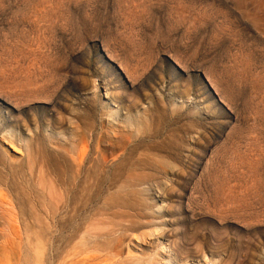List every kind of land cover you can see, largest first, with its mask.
I'll list each match as a JSON object with an SVG mask.
<instances>
[{
    "label": "rangeland",
    "instance_id": "obj_1",
    "mask_svg": "<svg viewBox=\"0 0 264 264\" xmlns=\"http://www.w3.org/2000/svg\"><path fill=\"white\" fill-rule=\"evenodd\" d=\"M75 126L129 134L80 214L123 264H264V0H0V264L31 226L61 254Z\"/></svg>",
    "mask_w": 264,
    "mask_h": 264
},
{
    "label": "bare ground",
    "instance_id": "obj_2",
    "mask_svg": "<svg viewBox=\"0 0 264 264\" xmlns=\"http://www.w3.org/2000/svg\"><path fill=\"white\" fill-rule=\"evenodd\" d=\"M124 115H125L126 119L127 118L129 119L131 117V114L130 113H127V112L124 113ZM71 132L73 133V137H72V141L74 142L73 144H75V145L85 144V146H84L83 150L80 151V153H76L74 155H70L69 156V159H67V156L63 158L64 169H65V167H67L68 169H67V173L65 172V174H64L65 176L62 178V180H63L64 184L66 185V187H68V192H67V194L65 196L66 191H63V193L65 192L64 194L59 191L60 195L63 194V196H65V197L62 198L61 197L62 195L61 196L58 195L61 200H59V198H58L57 199V202L56 203L54 202L55 204L60 203V206H59L60 207L59 208V211L60 212L59 213L62 214L63 211L66 210L65 216L67 215L69 217L67 219L68 222H66L65 224H60L59 225V228H58V232L61 231L63 233V231L66 230L67 236L65 237L66 238L65 246H64L61 254L58 255L57 251L54 250L51 247V245H50V239L48 237L49 235L47 234L50 229L48 228V231L46 233V236L48 235L47 236L48 238H46V236L37 234L36 233V230L37 229L35 230L34 226L33 227L31 226V228L29 230V247H30V251H29V253H30V255H29V264H123L122 263L123 262L122 261V257L119 254V252H117L115 250L116 248L115 249L114 248H109L107 246L108 243L107 242L105 243V241H107V239H108V235H111L112 233L109 234L108 233L109 230H107L108 231L107 232L108 234L101 235L102 232H106V228L104 230L103 229L104 227H101V226H103V224H102L103 223V221H102L103 218L100 219V221H98V218L96 219L97 216H95V214H93L94 216H92L91 212H87L86 215H84L83 217H80V214L81 213H84L85 211H88V208L91 205V202L92 201H91L90 198H87V197H90V195L87 196V192H90V188H92V187L89 188V186H91L90 185L91 182H94L93 183L94 185H95V183H97L96 182V179H94V177H97L99 175L98 174L99 172H101V171L104 172L105 168L110 169V167H116V166H118L117 167V172L118 173L122 174L123 171H126V169L128 167V162L132 159V153H133L132 150L131 151H128V149H127V146L129 144V139H128L129 134L127 132H124V131L123 132H120V131L114 132V131H112L111 137L107 140V142H106L105 147L103 148V150H100L99 149V146H98L100 144V142H101V136L102 135H96V137L94 139V141L96 143L95 144V147L93 146V150H88L89 149L88 142H89L90 139L92 140V135H91L92 134V130L91 129H87L86 127H83L82 128V127L75 126V127H71ZM86 136H88V140H86ZM67 141H68V139H67ZM66 146H67L66 143L63 144V148L64 149L66 148ZM65 151H66V149H65ZM156 151L157 152H160L157 149H156ZM62 153H64V152L62 151ZM41 164L43 165L42 162H41ZM40 167L41 166H39V168ZM41 169L43 170L44 168H40V170ZM49 170H51V169H49ZM62 170H63V168L59 170L60 173L62 172ZM42 172H41V175H43V174L45 175V172L44 173H42ZM51 172H52V170H51ZM129 172H131V171H129ZM129 172H128V174H129ZM171 172L174 173L175 171L173 170ZM39 173H40V171H38V174ZM133 173L135 174L136 172H133ZM133 173H132V177H133ZM38 174H37V180L40 179V177L38 178V176L40 174L39 175ZM57 175H59V174H57ZM100 175H101V173H100ZM117 175L118 174L116 173V176ZM137 176H138V174H137ZM148 176H149V174H148ZM44 177L47 179L49 176L48 177L44 176ZM138 177H140V176H138ZM154 177H155V175H154ZM45 178H44V180H46ZM53 178H54V175H53ZM34 180H35V178H34ZM50 180H51V178H50ZM50 180L49 181L46 180L47 182H44V183L45 184L48 183V185L50 184L51 186H52V183L59 184L58 182L57 183H55V182H52L51 183ZM127 180H128V178H127ZM138 181H139V179L132 181V182H134V184H130L128 186L129 188H124L123 187L124 185H122V188L124 189L125 192H127V190H130V192H133V190L131 191V189L133 187H135V186H139L140 185V184H138L139 183ZM41 182L42 181H40V183ZM63 182H62V184H63ZM65 185H64V187H65ZM51 186H49L48 188H51ZM55 186H57V185H55ZM60 187H59V189H60ZM86 187H87V189L89 188L88 191H87ZM59 189L55 188V190H57V191ZM93 189H94V187H93ZM46 191L49 193V190L48 189ZM85 191H86V194L84 196H85L86 199H84V200L81 199V202H79V200H80L79 199V196L81 194H84ZM55 195H57V194H55ZM48 196H50V195L48 194ZM119 196H121V194ZM52 197H53V195H52ZM118 197L116 196V199L108 197L107 200H109V198L112 199V200L114 199V202H117L116 205H119V206L122 205V204H124V203L121 204V203H119L117 201L118 200ZM80 198H81V196H80ZM108 203L109 202L107 201V204ZM109 204H111V203H109ZM57 206H54V207H57ZM129 206H131V205H129ZM112 207H116V206L113 205ZM127 207H128V205H127ZM96 210H98V209H96ZM57 212H53V213L57 214ZM97 212H99V211H96V213ZM93 213H95V212H93ZM100 213H98V216H99ZM107 213H109V212H107ZM107 213H104V214L107 215ZM117 213H118V211L116 212V214ZM102 214H103V212H102ZM138 214L139 213H137V215ZM114 215H115V213H114ZM120 215L123 216L122 214H120ZM124 215H126V214H124ZM62 216L63 215H61V217ZM138 216H140V214ZM103 217H104V215H103ZM130 217H132V216L130 215ZM121 218L120 219L123 220V217H121ZM127 218H129V217H127ZM124 220L125 221L126 220L129 221L128 219H125V218H124ZM137 220H139V219H137ZM125 221H124V223H128L129 224V222H127V221L125 222ZM135 221L136 220H134V222ZM50 222H49V224H50ZM54 222H55V220H54ZM113 222L111 221V223H113ZM131 222H130V224H132ZM46 223H45V226H46ZM104 223H105L104 226L105 225L107 226L106 222H104ZM111 223H109V224L112 225ZM109 224H108V226H110ZM136 224H137V222H136ZM42 227H44V226H42ZM99 227H101V229ZM96 229H100L98 231H101V230H103V231L100 232L101 233L100 234L99 232L98 233L96 232ZM119 229H123L124 230V228H121V227ZM45 231H46V229H45ZM112 231L110 230V232H112ZM113 232H115V231H113ZM125 232L126 231H124V233ZM117 233H119V232H117ZM164 233L165 232H163V235H164ZM166 233H167V231H166ZM113 235H114V233H113ZM165 237H166L165 240L169 242V246L172 248V243L167 239V235ZM113 241L115 242V239ZM113 241L111 240V243L109 241V244L111 245L112 243H114ZM56 257L57 258L60 257V261H58V260L55 261L56 260ZM177 260H178V258H177Z\"/></svg>",
    "mask_w": 264,
    "mask_h": 264
}]
</instances>
